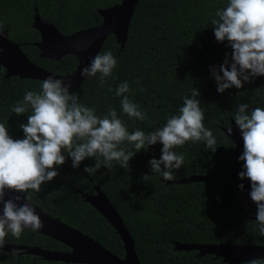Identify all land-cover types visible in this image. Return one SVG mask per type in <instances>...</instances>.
Segmentation results:
<instances>
[{
    "label": "trees",
    "instance_id": "trees-1",
    "mask_svg": "<svg viewBox=\"0 0 264 264\" xmlns=\"http://www.w3.org/2000/svg\"><path fill=\"white\" fill-rule=\"evenodd\" d=\"M120 2L0 0V30L20 45L31 62L64 76L75 70L77 61L70 55L60 61L39 58L35 44L40 37L32 28L35 14L52 23L63 36H69L98 26V11ZM226 4L227 0H139L123 49L109 36L100 51H111L118 60L113 77L106 78L104 87L99 86L96 77H88L79 89H73L80 102L94 107L98 115L115 106L130 132L139 129L146 133L164 126L167 117L183 106L184 95L191 98L192 89H198L196 99L206 110L204 124L213 132L217 149L213 152L204 143L190 142L175 148L184 155L185 162L173 170V175L174 180L192 175L209 180L166 186V180L154 174L149 164L151 159H160V143L136 153L127 170L118 165L112 170L101 167L92 175L84 169L95 166L94 158H86L74 168L71 157L64 153L66 162L56 168L58 177L43 184L40 193H32V204L123 258L122 243L115 231L81 198L80 192L94 194L97 187L121 217L140 264H224L211 256L199 258L194 251H175L176 243L264 246L257 222L250 219L257 212L250 197L251 181L239 177L244 170L239 159L242 153L222 132L234 121L239 104L264 108V76L255 77L242 89L217 91L211 69L218 70L225 59L230 60L232 49L227 42L216 40L211 20ZM4 75L0 67V123L8 127L13 139H23L20 125L27 123L28 114L18 116L12 108L26 91H39L40 82L17 77L3 80ZM124 81L130 87L126 95L147 112L148 119H132L122 112V97L115 95V89ZM145 174L150 176L147 181L142 179ZM45 241L54 249L65 248L30 231H24L19 239L11 234L6 238V244L15 245L44 247ZM11 255L14 259L32 258ZM12 258L0 250V264H11Z\"/></svg>",
    "mask_w": 264,
    "mask_h": 264
},
{
    "label": "clouds",
    "instance_id": "clouds-1",
    "mask_svg": "<svg viewBox=\"0 0 264 264\" xmlns=\"http://www.w3.org/2000/svg\"><path fill=\"white\" fill-rule=\"evenodd\" d=\"M211 24L216 40L227 42L232 49L230 60L225 59L218 70L211 69L218 92L233 87L242 89L255 77L264 76V0H227L216 11ZM91 43L83 41L77 51H86ZM3 52L0 48V53ZM89 60L90 64L83 67L80 75L96 77L99 86L104 87L106 78L113 77L117 58L107 51L90 56ZM39 88V91H26L12 108L18 116L28 114L27 123L20 125L23 139H13L8 127L0 123V204L3 205L0 250L9 234L19 239L25 229L38 231L44 227L32 205V193H40L43 184L58 177L56 168L65 164L64 153L71 157L74 168L86 158H94L95 166L84 169L92 175L101 167L112 170L118 165L127 170L136 153L160 143L162 155L149 161L151 171L171 181L175 179L173 170L180 169L185 162L184 155L174 151L175 148L190 142L204 143L213 152L217 149L213 132L205 127L206 110L196 99L200 95L196 88L192 89L191 98L184 95L183 106L167 117L164 126L147 133L139 129L130 132L115 106L108 107L102 115L94 107L85 106L79 94L72 90L71 80L48 76ZM129 92L127 81L115 89V95L122 97V112L132 119H148L147 112L126 95ZM234 121L241 131L244 148L239 157L244 170L239 177L251 181L250 197L257 206V230L264 237V108L250 109L248 104L241 103L234 111ZM232 131L228 129L229 134ZM149 178L147 174L142 177L144 181ZM240 188L243 190L244 185ZM6 192L23 193L26 202H21L20 195L5 199ZM245 264H264V259L252 258Z\"/></svg>",
    "mask_w": 264,
    "mask_h": 264
},
{
    "label": "water",
    "instance_id": "water-1",
    "mask_svg": "<svg viewBox=\"0 0 264 264\" xmlns=\"http://www.w3.org/2000/svg\"><path fill=\"white\" fill-rule=\"evenodd\" d=\"M139 0H121L111 8L99 10L101 23L98 26L78 31L69 36H63L55 26L43 20L38 14L33 17L32 28L39 33L40 41L35 44L39 51V58L50 61H60L65 56H73L77 61L75 70L68 75H57L42 69L31 62L27 55L21 50L19 44L11 41L5 31H1L0 67L4 69L3 80L17 77L23 80L43 81L48 76H54L65 81L73 82V89H79L86 79L80 75L83 67L90 64L89 57L100 53L105 41L113 36L120 50L123 49L127 37L130 22L133 18L135 8ZM83 41H90L91 46L86 51H77ZM232 128V134L228 129ZM222 132L243 153V139L241 131L234 121H230L228 128H222ZM209 180L202 175H192L166 181V186L187 185L202 183ZM16 195L22 197L21 202H26L21 193L6 192L5 199H11ZM81 198L88 203L115 231L122 243L124 251L123 258H119L89 236L73 229L59 219L53 218L35 207L36 213L40 216L44 227L41 230L33 231L42 236L48 237L66 246L69 251H47L40 248L16 246L5 244L3 251L15 252L24 251L27 254L38 256L47 261H59L65 264H140L131 236L129 235L121 217L113 208L106 196L96 187L94 194L81 193ZM2 215V211H0ZM256 221V216L251 218ZM31 230V229H26ZM32 231V230H31ZM174 250L178 252L195 251L197 257L212 256L221 259L224 264H245V261L252 258L264 259V246L243 245V244H174Z\"/></svg>",
    "mask_w": 264,
    "mask_h": 264
},
{
    "label": "flooded vegetation",
    "instance_id": "flooded-vegetation-1",
    "mask_svg": "<svg viewBox=\"0 0 264 264\" xmlns=\"http://www.w3.org/2000/svg\"><path fill=\"white\" fill-rule=\"evenodd\" d=\"M230 125V124H229ZM229 127V126H228ZM227 127V128H228ZM231 142V141H230ZM238 148V147H237ZM242 153V152H241ZM87 194H89V193H87ZM83 200V199H82ZM40 208V207H39ZM42 211V210H41ZM43 212V211H42ZM45 213V212H44ZM47 214V213H46ZM49 215V214H48ZM50 216V215H49ZM256 216V215H255ZM254 217V216H253ZM252 218V217H251ZM250 218V219H251ZM252 220V219H251ZM109 225V224H108ZM25 231H30V232H33V231H31V230H26L25 229ZM33 233H35V232H33ZM36 234H38V233H36ZM38 235H40V234H38ZM40 236H42V235H40ZM42 237H45V236H42ZM47 239H50V238H48V237H46ZM52 240V239H51ZM54 241V240H53ZM57 242V241H56ZM48 242L47 241H45L44 242V247H42V246H38V245H16V246H26V247H32V248H40V249H42V250H47V251H58V252H67V251H69V249L66 247V246H64L63 244V246L65 247L63 250H58V249H54V247L50 244H47ZM59 243V242H58ZM61 244V243H60ZM9 245H15V244H9ZM48 246V247H47ZM46 247V248H45ZM2 251H3V249H2ZM6 255H7V257H9V258H12L13 257V255H11L12 253L16 256V257H27V256H30V257H32V258H29V259H26V260H23V259H14V258H12V261L10 262L9 261V263H11V264H65V263H62V262H59V261H47V260H44L43 258H41V257H38V256H34V255H31V254H27V253H25L24 251H15V252H5V251H3ZM195 252V251H194ZM212 257V256H211ZM214 258V257H213ZM215 259V258H214ZM223 263V262H222Z\"/></svg>",
    "mask_w": 264,
    "mask_h": 264
},
{
    "label": "bare ground",
    "instance_id": "bare-ground-1",
    "mask_svg": "<svg viewBox=\"0 0 264 264\" xmlns=\"http://www.w3.org/2000/svg\"><path fill=\"white\" fill-rule=\"evenodd\" d=\"M2 209H3V205H2V204H0V211H2Z\"/></svg>",
    "mask_w": 264,
    "mask_h": 264
}]
</instances>
